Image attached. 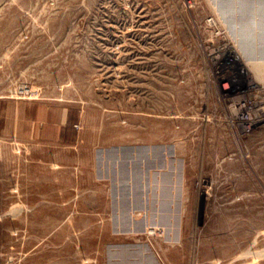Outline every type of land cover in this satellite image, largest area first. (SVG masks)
<instances>
[{
  "label": "rangeland",
  "instance_id": "obj_1",
  "mask_svg": "<svg viewBox=\"0 0 264 264\" xmlns=\"http://www.w3.org/2000/svg\"><path fill=\"white\" fill-rule=\"evenodd\" d=\"M260 24L264 0H0V264H264V76L232 37L263 56Z\"/></svg>",
  "mask_w": 264,
  "mask_h": 264
},
{
  "label": "built area",
  "instance_id": "obj_2",
  "mask_svg": "<svg viewBox=\"0 0 264 264\" xmlns=\"http://www.w3.org/2000/svg\"><path fill=\"white\" fill-rule=\"evenodd\" d=\"M235 59H237L239 61V59L235 56ZM229 63H233V62H229ZM229 66H221L219 65L217 73L220 79H222L221 84H222V88L225 90V92H229V90L232 91H241V85H240V80H239V73L237 71H235L233 69V67L228 68ZM227 72H229L230 77L229 79H226L225 75L227 74ZM249 94H252L251 92H249ZM237 100L234 101V103L232 104L233 110L236 112V115H238V118L241 119V122L243 124V130L247 131L249 130V128L251 127V123L253 121V118L251 117L250 114V108H251V104H250V100H251V96L245 94L243 97L241 96V94H239L237 96ZM249 98V100H248ZM249 101V102H248ZM238 107V109H237ZM236 109V110H235Z\"/></svg>",
  "mask_w": 264,
  "mask_h": 264
},
{
  "label": "bare ground",
  "instance_id": "obj_3",
  "mask_svg": "<svg viewBox=\"0 0 264 264\" xmlns=\"http://www.w3.org/2000/svg\"><path fill=\"white\" fill-rule=\"evenodd\" d=\"M227 8H229L228 5H227ZM246 35H247V33H246ZM246 35L243 34V32H241V33H236V34H234V36H232L233 42H234L233 47H234V50L236 48L235 51H236L237 57H238V59H240V61H242L243 64L246 63L247 65L252 66L255 69V72L257 74H261L262 76H264V57H263L264 55L263 56H249V53H247L248 52L247 47L249 44L247 42L246 43L243 42V39L250 37L251 34L248 33V36L245 37ZM247 40L248 39H246V41Z\"/></svg>",
  "mask_w": 264,
  "mask_h": 264
},
{
  "label": "water",
  "instance_id": "obj_4",
  "mask_svg": "<svg viewBox=\"0 0 264 264\" xmlns=\"http://www.w3.org/2000/svg\"><path fill=\"white\" fill-rule=\"evenodd\" d=\"M260 25H262V26H263L264 24H260Z\"/></svg>",
  "mask_w": 264,
  "mask_h": 264
}]
</instances>
